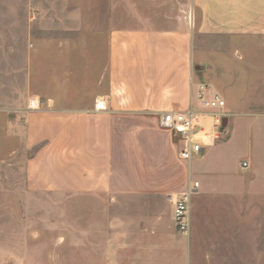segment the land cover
Here are the masks:
<instances>
[{"label": "crops", "instance_id": "obj_1", "mask_svg": "<svg viewBox=\"0 0 264 264\" xmlns=\"http://www.w3.org/2000/svg\"><path fill=\"white\" fill-rule=\"evenodd\" d=\"M192 5L193 32L180 20L167 29H116L107 45L37 44L26 103L45 108L29 104L0 129L12 146L7 154L34 149L20 191L67 199L69 228L83 230V264H264V0ZM225 37L226 46L212 45ZM202 82L226 101L231 128L187 162L182 141L155 114L188 108ZM97 101L104 110H95ZM210 154L207 172L199 163ZM225 157L249 167L223 172ZM191 180L200 189L185 237L167 196ZM232 206L241 214L234 243L242 249L199 251L208 231L213 237L225 227L209 211Z\"/></svg>", "mask_w": 264, "mask_h": 264}, {"label": "rangeland", "instance_id": "obj_2", "mask_svg": "<svg viewBox=\"0 0 264 264\" xmlns=\"http://www.w3.org/2000/svg\"><path fill=\"white\" fill-rule=\"evenodd\" d=\"M193 11L192 0H0V129L8 119L19 121L17 117L30 104L26 101L29 82L35 80L37 44L107 45L110 32L116 29H167L180 20L193 32ZM217 41L212 45L226 46L227 38ZM198 55L199 48L195 46L194 56ZM43 108L39 105V109ZM230 128L231 125L228 136ZM10 147L1 134L0 264H83V230L69 228L67 199L20 191L25 188L21 182L25 175L23 162L34 149L10 155ZM228 159L225 157L221 171L243 172L245 162L241 161L236 169ZM199 164H206L207 172H211L212 155ZM235 209L232 206L214 214L209 211L211 218L216 215L225 227L213 237L208 231V243L199 246V251L233 253L242 249L234 243L241 215ZM256 217L260 221V214ZM215 263L242 264L231 260Z\"/></svg>", "mask_w": 264, "mask_h": 264}, {"label": "built area", "instance_id": "obj_3", "mask_svg": "<svg viewBox=\"0 0 264 264\" xmlns=\"http://www.w3.org/2000/svg\"><path fill=\"white\" fill-rule=\"evenodd\" d=\"M30 109H39L30 104ZM95 104V110H104ZM226 101L221 96L211 95V87L205 83L193 86V94L188 108L179 111H163L155 114L161 129L174 133L183 143L180 158L191 162L197 158L204 147L211 146L221 139H225L228 127L225 126ZM248 168L247 162L243 163ZM200 189V182L191 180L186 191L167 196V200L174 206L173 220L177 232L185 237L191 233L192 199Z\"/></svg>", "mask_w": 264, "mask_h": 264}, {"label": "bare ground", "instance_id": "obj_4", "mask_svg": "<svg viewBox=\"0 0 264 264\" xmlns=\"http://www.w3.org/2000/svg\"><path fill=\"white\" fill-rule=\"evenodd\" d=\"M30 104L34 108H36L38 106V102L36 100H32ZM101 105H103V103L102 102H99V106H101Z\"/></svg>", "mask_w": 264, "mask_h": 264}, {"label": "water", "instance_id": "obj_5", "mask_svg": "<svg viewBox=\"0 0 264 264\" xmlns=\"http://www.w3.org/2000/svg\"><path fill=\"white\" fill-rule=\"evenodd\" d=\"M224 125L226 126L227 124H226V123H224Z\"/></svg>", "mask_w": 264, "mask_h": 264}]
</instances>
